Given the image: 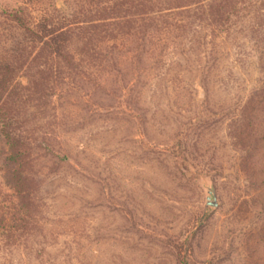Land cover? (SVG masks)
Listing matches in <instances>:
<instances>
[{
  "label": "rangeland",
  "instance_id": "obj_1",
  "mask_svg": "<svg viewBox=\"0 0 264 264\" xmlns=\"http://www.w3.org/2000/svg\"><path fill=\"white\" fill-rule=\"evenodd\" d=\"M23 2L0 0V13ZM250 23L169 50L177 82L150 81L107 101L110 112L68 97L73 161L43 193L51 212L79 214L83 234L62 237L47 261L0 253V264H264V100L251 99L264 86V34ZM11 193L0 186L1 210Z\"/></svg>",
  "mask_w": 264,
  "mask_h": 264
},
{
  "label": "trees",
  "instance_id": "obj_2",
  "mask_svg": "<svg viewBox=\"0 0 264 264\" xmlns=\"http://www.w3.org/2000/svg\"><path fill=\"white\" fill-rule=\"evenodd\" d=\"M247 17L264 34V0H25L3 10L0 186L13 200L0 206L2 256L47 261L62 237L83 234L79 214L51 212L43 193L71 168L62 137L79 129L77 103L100 114L150 81L171 86L169 50L225 39ZM251 99L263 101L264 86Z\"/></svg>",
  "mask_w": 264,
  "mask_h": 264
}]
</instances>
